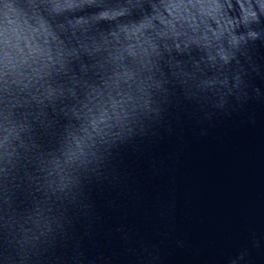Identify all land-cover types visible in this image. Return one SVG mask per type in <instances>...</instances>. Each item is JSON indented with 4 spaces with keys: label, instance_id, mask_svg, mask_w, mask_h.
<instances>
[{
    "label": "clouds",
    "instance_id": "clouds-1",
    "mask_svg": "<svg viewBox=\"0 0 264 264\" xmlns=\"http://www.w3.org/2000/svg\"><path fill=\"white\" fill-rule=\"evenodd\" d=\"M76 5H74L73 3H71V2H68V3H66L64 6H63V9H72V8H74ZM60 6H58V8H57V10H60ZM123 13H121V12H114V13H109V12H107V11H105V12H101V13H99V16H98V18L99 19H109V18H115L116 16H119V15H122ZM80 21H82V20H78L77 22H80ZM49 59H51L50 57H49ZM6 66H10L11 68H13L14 66L13 65H11V64H9V63H7L6 62Z\"/></svg>",
    "mask_w": 264,
    "mask_h": 264
}]
</instances>
